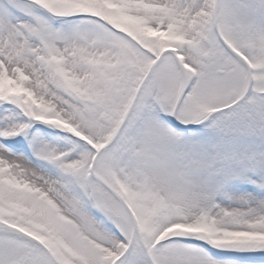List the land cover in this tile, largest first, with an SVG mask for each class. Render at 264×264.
<instances>
[{"label":"snow or ice","instance_id":"snow-or-ice-1","mask_svg":"<svg viewBox=\"0 0 264 264\" xmlns=\"http://www.w3.org/2000/svg\"><path fill=\"white\" fill-rule=\"evenodd\" d=\"M0 264H264V0H0Z\"/></svg>","mask_w":264,"mask_h":264}]
</instances>
